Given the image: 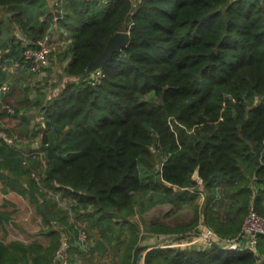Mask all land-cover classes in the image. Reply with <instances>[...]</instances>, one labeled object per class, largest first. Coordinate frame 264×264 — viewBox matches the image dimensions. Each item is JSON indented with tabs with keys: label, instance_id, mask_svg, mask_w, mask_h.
I'll return each instance as SVG.
<instances>
[{
	"label": "trees",
	"instance_id": "1",
	"mask_svg": "<svg viewBox=\"0 0 264 264\" xmlns=\"http://www.w3.org/2000/svg\"><path fill=\"white\" fill-rule=\"evenodd\" d=\"M49 4L0 0L10 14L7 24L0 17V82L4 65L26 69L23 52L48 30ZM61 9L68 80L46 101L41 90L29 99V88L17 99L26 110L40 109L45 122L42 187L31 176L40 160L26 164L0 140L4 184L38 204L49 242L0 241V264L52 263L62 233L50 226L44 187L70 198L76 216L109 242L113 231L127 232L111 264H132L143 237L133 217L157 205L170 204L173 213L192 207L189 224L145 226L175 241L201 224L236 239L250 205L264 217V0H63ZM10 25L20 38L9 35ZM119 30L129 31V42L100 68L98 83L79 78ZM141 252L142 264H264V235L255 249L147 245Z\"/></svg>",
	"mask_w": 264,
	"mask_h": 264
},
{
	"label": "rangeland",
	"instance_id": "2",
	"mask_svg": "<svg viewBox=\"0 0 264 264\" xmlns=\"http://www.w3.org/2000/svg\"><path fill=\"white\" fill-rule=\"evenodd\" d=\"M24 10H28V9H24ZM9 15L10 14L6 10L0 9V17L3 19V22L5 24L8 23L7 18L9 17ZM9 28H10L9 35L10 34L15 35V37L17 38L21 37V33L19 32L16 26L10 25ZM63 53L64 52L57 53L54 55V58L57 57V62L56 63L52 62V65H54V67L46 69L47 75L41 78L38 76V74H35V73L30 74L25 70L24 72H21V69H15L13 66L11 68H8L6 65H4L7 67L6 69L7 74L5 76V81L10 83V85H8V90L6 93H0V103L3 102V103L13 106L14 108L13 112L10 113L9 115L13 117V115L15 116L17 114L14 106L18 105L16 104L18 101L17 100L18 97H22V93H24L25 95V91L28 88L30 89L29 93H31V95L29 96V99H34V96H35L34 94L38 90H41V92L46 93V95H43L44 101L47 100V95L48 97H53L57 93H59L60 89L63 88V85L68 80V77L65 75L63 71V67H64L63 61L65 58V56L62 57L63 55H65ZM52 57L53 55H50L49 59H52ZM47 70H51V71L47 72ZM54 71H56V77H55L56 81L51 84L52 92L48 93L47 90L43 91L44 85L47 86L51 73H53ZM22 99L25 101L24 97ZM160 163H161L160 160L156 161L155 167L159 168ZM40 166L41 167H39L40 169L38 170V172L41 173V171L43 170L42 162H40ZM47 190L48 191H44L45 195L42 197V200L46 201L47 203L49 202V208H48V212H50L49 215L51 214L55 218L50 226L54 229L60 230L61 233H63V231L72 232V230H69V229L75 230L74 225H77L78 227H81L86 233V239L83 243L78 242V241L72 243V245H75L79 248L80 253H77L76 251H75L76 253H73L74 251L72 250L70 254L69 264L72 261H73L72 262L73 264H111L113 262L118 263L119 251H116V250L118 248L123 247V245L120 244V240L124 239L127 232L125 230L124 231L122 230L120 233L118 231H113V233H111L110 235V238L112 241L109 242V240H107V238H105V236L101 234L100 229L96 225H90L88 220L85 219L84 221L80 219V217L78 218L76 216L77 213L73 210V207H69L70 198L63 197L61 194L54 193L53 191H50L49 189ZM203 198H204L203 195L199 196L197 199V202L201 204L203 201ZM40 204H41V200H40ZM37 207L35 208V211H36V214H39ZM45 213H46V210H45ZM56 214H58V218L63 217V216H66V217L64 218V220L61 221L57 219ZM83 214L84 213H81V215ZM193 215H194V212L191 206L186 205L183 208L179 209L176 213H173V209L170 204H162V205L154 206V208L147 210L146 212L143 213V215H140V214L135 215L133 217V220L136 222H139V225H140L139 232L140 234L142 233L143 235V237L141 238V242H143L142 245H146L144 244L145 243L144 240H146L147 238L146 234H148V232L146 233L145 231V226L147 224L157 223V224H161L164 226H171V227L176 226V225H184V224H189L191 222ZM70 225H72V228H70ZM43 226H45V228L48 229L47 224L45 225L43 223ZM46 229H43L42 233H44ZM199 229L202 233L205 231H208L202 224L199 225ZM190 233L187 234L188 236L183 238L184 240L183 242H179L180 239L175 241V238H174L175 236L173 237V235H170V234L164 235L162 233H155L153 234L154 237L150 235L148 236V238L153 237L152 239L153 242L157 240L155 243L160 242L161 240H165L166 242L162 244L161 247H167V246L180 247L182 244L186 243L187 241H189L188 242L190 243L189 245L203 247L204 246L203 243L200 242L201 239H199L200 241L197 240L196 238L193 239L194 238L193 234H195V231L190 232ZM5 238L0 233V241L9 243L10 240L9 241L5 240ZM60 238H59V242H60ZM206 238L207 237H205L204 239ZM32 239L35 241L36 240L40 241L44 244H47L49 242L48 237L45 236L44 234L38 235L35 239L34 237H32ZM14 240H17V239H12V241ZM101 243L103 247H101ZM97 246H99V248ZM141 253L138 254V257L139 255L141 256V260L138 261V264H142L141 263L142 256L144 253L142 254Z\"/></svg>",
	"mask_w": 264,
	"mask_h": 264
},
{
	"label": "built area",
	"instance_id": "3",
	"mask_svg": "<svg viewBox=\"0 0 264 264\" xmlns=\"http://www.w3.org/2000/svg\"><path fill=\"white\" fill-rule=\"evenodd\" d=\"M51 1V6L53 8L52 13L53 17L51 19L50 26L46 33L43 35L42 38H40L35 47H28L23 52V59H24V65L26 66L25 71L32 74H38V76L45 77L46 69L53 68L54 65H52V62H57V57L54 58V55L57 53H62L66 50L68 43H70V39L67 37V32L59 26V20L62 17V2L63 0H49ZM137 1V0H133ZM139 1V0H138ZM235 1V0H231ZM60 11V14L57 13L58 10ZM126 31V30H125ZM50 55H53L52 59L50 58ZM69 55L65 56L63 61V66L66 65L68 62ZM15 69H20V65L18 63H15L13 65ZM4 69H7L6 66H3ZM27 73V74H28ZM56 71L51 73V76L49 78L47 86L44 85L43 90H47L48 93L52 92L51 90V84L56 81ZM102 77V73L100 68L94 70L91 72L87 78L89 80H93V82H97ZM8 83L7 81L0 82V93H6L8 90ZM10 88V87H9ZM48 98V95H47ZM13 106L3 103L1 104V110L6 111L8 114L13 112ZM41 127L45 128V122L43 119H41ZM0 140L5 143V145L14 151L20 150V146L16 142V138L14 135L10 134L6 128V126L0 122ZM25 156L30 157H37L38 159H45L46 154L42 150H35L30 153H26L22 151ZM46 167V163H43V170L41 173H37L35 171L31 172L32 178L38 183L39 186L42 187V180L44 178V170ZM45 191H48L47 188L44 187ZM69 207H73L75 204L71 199H69ZM67 202V201H66ZM69 209V208H68ZM70 212V211H69ZM74 229H69L71 231H63L61 238H60V244L58 249L55 252V255L52 259L51 264H69L70 262V254L72 249V243L73 242H81L83 243L86 239V233L77 225H74ZM208 230V229H207ZM202 232L199 231L194 235L193 239H201V243H203L204 246L212 245L213 242L218 243L222 247H231L236 248L238 246H243L244 248H253L255 249L256 245V238L259 234L264 235V217L257 214L254 207L250 205L248 207L247 215L244 219L243 223V233L246 240L242 242V239L240 241L236 239H221L218 238L211 230ZM207 237L206 239H204ZM184 240H181L179 242H183ZM182 244L181 246H189L190 243Z\"/></svg>",
	"mask_w": 264,
	"mask_h": 264
},
{
	"label": "crops",
	"instance_id": "4",
	"mask_svg": "<svg viewBox=\"0 0 264 264\" xmlns=\"http://www.w3.org/2000/svg\"><path fill=\"white\" fill-rule=\"evenodd\" d=\"M49 3V8L52 11L51 1ZM1 104L2 102L0 103V122L6 126L10 134L15 136L16 142L20 146V150H16L15 152H18L25 158L24 163L26 164L36 162L38 160L37 157L25 156L22 151L26 153L35 150L44 151L41 147L43 128L41 127L40 121L43 118L38 114L41 113L40 109H36L34 106L31 110H26L24 104L17 105L14 107H18L19 110L12 117L1 110ZM44 152L46 154V151ZM0 159L3 161L1 155ZM39 160L42 164L46 162V159L45 161L43 159ZM4 174V172L0 171V233L4 238L7 237L5 240L8 241H12V239H17L25 243L34 241L32 237L35 239L38 235L43 234V229H46L43 226V215L41 213H39L40 215L36 214L35 208L38 205L32 203L28 196L6 187L4 184ZM153 234L155 233L147 234V238L150 235L154 237ZM153 237L146 238L144 244L150 245L155 243L157 240L153 242Z\"/></svg>",
	"mask_w": 264,
	"mask_h": 264
},
{
	"label": "water",
	"instance_id": "5",
	"mask_svg": "<svg viewBox=\"0 0 264 264\" xmlns=\"http://www.w3.org/2000/svg\"><path fill=\"white\" fill-rule=\"evenodd\" d=\"M129 36L130 33L129 31L125 30H119L115 32L107 41L106 45L104 46V49L100 55H98L94 60H92L84 69V71L79 75V78H84L87 77L91 72L94 70L101 68L107 61H109L112 57L113 54L121 52V50L127 46L129 42ZM212 55V54H211ZM54 129L56 131H60V127L58 125H54ZM54 156V149L48 147L47 149V157L48 159H51ZM192 179L196 182L199 181V174H198V169L195 170L194 174L192 175ZM40 210L42 213H45V207L42 205L40 207ZM262 235V234H259ZM244 236V233H241L239 237L237 238L238 241H240ZM178 239V238H176ZM166 241L161 240L160 242L150 244L148 245L149 247L152 246H161L164 244ZM213 246L221 248L222 246L219 245L216 242L212 243ZM144 246L147 245H140L138 246L133 253V258H132V264H138V254L139 251L144 248Z\"/></svg>",
	"mask_w": 264,
	"mask_h": 264
}]
</instances>
